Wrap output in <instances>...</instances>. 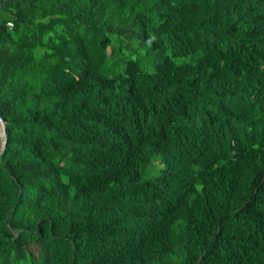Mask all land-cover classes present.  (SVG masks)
Instances as JSON below:
<instances>
[{
    "label": "trees",
    "instance_id": "trees-1",
    "mask_svg": "<svg viewBox=\"0 0 264 264\" xmlns=\"http://www.w3.org/2000/svg\"><path fill=\"white\" fill-rule=\"evenodd\" d=\"M0 264H264V0H0Z\"/></svg>",
    "mask_w": 264,
    "mask_h": 264
},
{
    "label": "water",
    "instance_id": "water-1",
    "mask_svg": "<svg viewBox=\"0 0 264 264\" xmlns=\"http://www.w3.org/2000/svg\"><path fill=\"white\" fill-rule=\"evenodd\" d=\"M6 121L2 118L0 114V154L4 148L5 145V138H6Z\"/></svg>",
    "mask_w": 264,
    "mask_h": 264
},
{
    "label": "bare ground",
    "instance_id": "bare-ground-1",
    "mask_svg": "<svg viewBox=\"0 0 264 264\" xmlns=\"http://www.w3.org/2000/svg\"><path fill=\"white\" fill-rule=\"evenodd\" d=\"M1 130V129H0ZM0 135H1V133H0Z\"/></svg>",
    "mask_w": 264,
    "mask_h": 264
}]
</instances>
